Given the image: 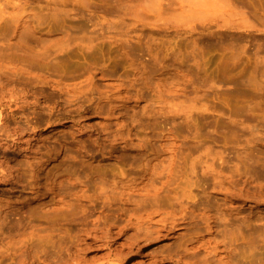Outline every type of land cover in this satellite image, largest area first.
<instances>
[{
  "label": "rangeland",
  "instance_id": "obj_1",
  "mask_svg": "<svg viewBox=\"0 0 264 264\" xmlns=\"http://www.w3.org/2000/svg\"><path fill=\"white\" fill-rule=\"evenodd\" d=\"M0 264H264V0H0Z\"/></svg>",
  "mask_w": 264,
  "mask_h": 264
}]
</instances>
